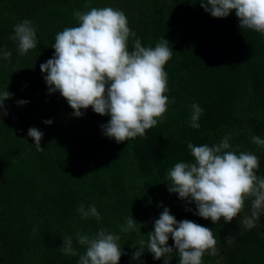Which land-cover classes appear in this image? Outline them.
<instances>
[{"label":"trees","instance_id":"16d2710c","mask_svg":"<svg viewBox=\"0 0 264 264\" xmlns=\"http://www.w3.org/2000/svg\"><path fill=\"white\" fill-rule=\"evenodd\" d=\"M90 7L126 14L135 33L129 50L134 39L155 47L162 38L173 49L165 66V94L174 102L143 137L123 143L106 137L101 125L110 116L91 108L75 117L58 92L50 94L40 70L54 55L56 34L78 26L74 11ZM25 19L36 29L37 47L20 55L10 37ZM0 49L12 53L0 59V92L11 94L4 102L8 114L0 117V264H79V256L62 252L63 239L71 236L83 254L77 234L100 229L121 237L120 264H164L148 252L140 261L132 259L164 207L178 221L213 230L219 254L205 253L202 264H264L263 213L255 228L239 226L241 214H250V201L231 224H213L195 215V204L180 200L167 185L175 163L193 160L189 142L213 146L225 136H231L237 152L258 156L257 175L264 176V148L252 142L253 136L264 139V35L242 30L235 11L214 18L199 0H0ZM21 100L29 103L19 105ZM193 103L203 109L198 129L189 125ZM32 127L43 133L44 151L28 136ZM81 204L95 205L100 219L82 218ZM130 216L139 225L122 232ZM168 243L174 248L171 237ZM171 264H179L176 253Z\"/></svg>","mask_w":264,"mask_h":264},{"label":"clouds","instance_id":"9594fccd","mask_svg":"<svg viewBox=\"0 0 264 264\" xmlns=\"http://www.w3.org/2000/svg\"><path fill=\"white\" fill-rule=\"evenodd\" d=\"M199 3L218 19L235 11L242 30L264 35V0H199ZM74 16L78 26L66 27L56 34L53 57L40 65L50 94L58 92L77 118L89 108L101 116H110L101 128L106 137L117 143L145 136L146 130L163 120L168 105L174 102L165 94L168 91L165 66L173 55L169 41L162 38L155 47H144L139 39H134L129 50V38L135 37V33L123 11L90 7L88 11H74ZM10 39L16 42L20 55L35 49L37 36L32 21L17 23ZM11 55V51L0 49V59L7 60ZM10 98L8 90L0 92V117L8 114L4 102ZM27 103L18 101L19 105ZM190 107L189 125L198 129L203 109L197 103ZM28 136L35 141L38 151H44L40 130L29 128ZM230 140L231 136H225L213 146L189 142L193 160L177 162L168 170V191L188 204L194 203V214L213 224L221 220L231 224L244 211L246 201H250V214L239 219V226L250 230L264 213V176L257 175L258 156L248 151L237 152ZM252 142L264 148V139L259 136H253ZM78 212L84 219H100L95 205L85 208L81 204ZM125 220L122 232L135 230L139 225L132 216ZM170 237L174 248L169 246ZM120 239L106 229L94 235L78 233L75 242L85 247L84 253L76 250L71 236L63 239L61 250L65 255L79 256V264H120L125 254L118 243ZM225 241L231 243L232 238L225 237ZM139 245L132 255L135 261L148 252L155 260L171 264L172 254L176 253L179 264H202L205 253L219 254L211 228L187 219L178 221L167 207L154 221V231L147 234V241L141 239Z\"/></svg>","mask_w":264,"mask_h":264},{"label":"rangeland","instance_id":"374dc122","mask_svg":"<svg viewBox=\"0 0 264 264\" xmlns=\"http://www.w3.org/2000/svg\"><path fill=\"white\" fill-rule=\"evenodd\" d=\"M246 215H247L246 212L242 213L240 219H243V217Z\"/></svg>","mask_w":264,"mask_h":264},{"label":"water","instance_id":"95a60500","mask_svg":"<svg viewBox=\"0 0 264 264\" xmlns=\"http://www.w3.org/2000/svg\"><path fill=\"white\" fill-rule=\"evenodd\" d=\"M262 217H263V224H264V213L262 214Z\"/></svg>","mask_w":264,"mask_h":264}]
</instances>
